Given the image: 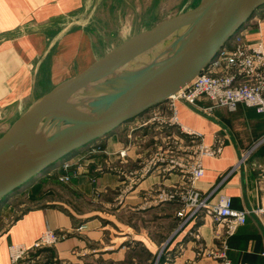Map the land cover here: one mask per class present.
<instances>
[{
  "label": "crops",
  "instance_id": "obj_1",
  "mask_svg": "<svg viewBox=\"0 0 264 264\" xmlns=\"http://www.w3.org/2000/svg\"><path fill=\"white\" fill-rule=\"evenodd\" d=\"M87 9V0H0V142L49 92L130 38L107 48L98 46V31L81 23L88 22L83 21ZM240 33L247 43L264 44V6ZM210 105L206 97L196 102L199 108ZM176 109L180 124L201 134L204 146L221 149L203 158L205 174L196 185L204 196L217 202L225 194L235 210L263 207L264 144H255L264 136V116L244 104L235 111L216 108L211 115L181 101ZM152 110L73 153L68 186L54 181L58 174H67L63 160L11 196L0 212V264L11 263V245L33 246L47 230L67 237L41 251L45 264H159L162 256L161 264H216L213 258L197 257L196 236L205 240L209 252L215 245L213 229L197 219H179L177 204L157 200L158 190L184 181L182 173L156 169L125 189L123 178L108 169L119 164L123 150L129 169L139 168L144 156L148 162L147 148L141 149L138 141L155 133L152 126L143 127ZM99 145L103 151L92 154ZM16 201L22 210L9 217ZM228 257L233 264H264V226L254 213L230 238Z\"/></svg>",
  "mask_w": 264,
  "mask_h": 264
},
{
  "label": "water",
  "instance_id": "obj_2",
  "mask_svg": "<svg viewBox=\"0 0 264 264\" xmlns=\"http://www.w3.org/2000/svg\"><path fill=\"white\" fill-rule=\"evenodd\" d=\"M263 6L264 0H201L59 85L43 98L59 94L49 112L0 142V202L76 151L166 104L207 72Z\"/></svg>",
  "mask_w": 264,
  "mask_h": 264
},
{
  "label": "built area",
  "instance_id": "obj_3",
  "mask_svg": "<svg viewBox=\"0 0 264 264\" xmlns=\"http://www.w3.org/2000/svg\"><path fill=\"white\" fill-rule=\"evenodd\" d=\"M201 97H206L211 105L197 107L196 102ZM178 101L204 115H211L216 108L235 111L240 104H244L264 116V44L247 43L238 32L214 58L207 72L201 73L166 104L154 108L149 118L143 121V127L152 126L154 135L162 139L156 141L157 152L148 156V162L143 158V164L137 169H109L123 178L125 189L132 188L135 182L151 175L156 169H164L169 174L176 171L182 173L184 181L169 189L158 190L157 200L176 203L179 219L185 222L197 219L202 226L213 229L215 245L209 252L205 240L196 236L197 257L213 258L216 264H233L228 257L230 238L246 224L251 213L258 216L264 226V206L253 211H241L232 208L231 198L225 194H221L217 202L210 201V196H204L196 185L205 174L203 158L207 155L216 156L221 149L204 146L201 134L187 130L180 124L176 117ZM263 144L264 136L256 142L255 148ZM126 154L125 150L118 154V166L124 167L126 162L128 164V158L124 159ZM248 154L244 155L243 160ZM71 166L72 163L68 162L62 165V169L67 172L61 176L62 182L71 181ZM66 237V234L47 230L33 246L13 244L9 247L10 264H45L41 251L55 246ZM195 262L190 260L187 264Z\"/></svg>",
  "mask_w": 264,
  "mask_h": 264
},
{
  "label": "rangeland",
  "instance_id": "obj_4",
  "mask_svg": "<svg viewBox=\"0 0 264 264\" xmlns=\"http://www.w3.org/2000/svg\"><path fill=\"white\" fill-rule=\"evenodd\" d=\"M198 1L199 0H87L88 9H87V14L83 15V21L87 20L88 22H81V23L84 26H86V28L88 29H92L94 27V29L98 31L96 36L98 37L100 36V42L98 43V46L101 43L103 47L107 48L109 46H114L119 44V42L123 41L127 37H131L134 34L152 28L153 26L157 25L159 21L161 22L167 19L168 17H171L173 15L186 11L191 7H194L198 3ZM57 95L58 93L51 96L47 100L46 99L43 100L42 98V100H40L37 103V105H35L31 109L32 112L30 114L28 113L29 115L28 114L25 115L26 117L24 118L23 120L24 122L22 123V125L23 126L25 125V127H27L31 123L38 120L39 119L38 117H41L47 112H49L57 101V97H56ZM22 125L18 124V122L13 124V126L6 132L2 140H4L7 137H10L11 135L21 133V131L23 130ZM154 134L155 133L148 134V138L143 137V139H141L140 137L138 141L141 142L142 145L141 149H143L144 147L147 148L146 156L155 154L157 152V149L155 147L156 141L159 142L162 141V139H160L159 136ZM143 144L145 145L143 146ZM102 151L103 150H100V145L97 148L93 147L91 150L92 154L101 153ZM127 158L129 157L126 154V157L124 159ZM143 158H145V156ZM65 160L70 163L73 162L71 159L69 160V158ZM141 163L143 162H140L139 164ZM124 164L125 167L118 166L119 164L118 165L115 164L109 166L108 169H115V170L119 168H123L125 170L129 169L130 166L128 167L127 162ZM82 169L83 168H79V170ZM51 172L55 173L56 170ZM77 174L78 172L76 173V175ZM62 175L64 174H58L56 178L60 179ZM50 185L51 184H49V186ZM47 186L48 183L45 184L43 188H46ZM54 186L56 185L54 184ZM61 190L63 191L64 189ZM63 192L67 197L72 198V194H70V192H68L67 190ZM10 198L8 200H10ZM56 199L59 201H63L61 203L64 204L67 203L63 199L62 200L59 198ZM4 202L6 206L7 199L1 200L0 212L3 208ZM20 203H21L20 201H16L15 203H13L15 204L14 206L11 205V208L9 209L11 215H9V217L16 216L17 213L22 210V208H20L19 206ZM22 203H26V201L23 199ZM143 225H144V221H143Z\"/></svg>",
  "mask_w": 264,
  "mask_h": 264
},
{
  "label": "trees",
  "instance_id": "obj_5",
  "mask_svg": "<svg viewBox=\"0 0 264 264\" xmlns=\"http://www.w3.org/2000/svg\"><path fill=\"white\" fill-rule=\"evenodd\" d=\"M119 165H120V161H119ZM124 167H125V165H124ZM53 174H56V172L55 173H53ZM50 175H52V174H50ZM56 179V178H55ZM54 179V181H56V183H59V184H61V185H63V186H68L69 184H70V182H68V183H65V182H62L60 179H56L55 180ZM8 203V202H7ZM171 203H173V202H171ZM174 204H176V203H174ZM21 212V211H20ZM164 252V251H163ZM164 255V254H163ZM162 258H163V256H162ZM162 258H161V260H160V262H159V264H161V262H162Z\"/></svg>",
  "mask_w": 264,
  "mask_h": 264
},
{
  "label": "bare ground",
  "instance_id": "obj_6",
  "mask_svg": "<svg viewBox=\"0 0 264 264\" xmlns=\"http://www.w3.org/2000/svg\"><path fill=\"white\" fill-rule=\"evenodd\" d=\"M240 31H241V30H240ZM240 31H239V32H240ZM71 156H72V155H70L68 158H70ZM68 158H65V159H68ZM65 159H63L64 161L61 160V161H63L62 165H63L65 162H68V161H66ZM61 161H60V162H61ZM68 163H70V162H68ZM55 170H56V169H55ZM55 170H52V171H55ZM44 173H46V171H45ZM44 173H43V174H44ZM13 194H14V193H13ZM13 194H12V195H13ZM12 195H11V196H12ZM11 196H10V197H11ZM10 197H9V198H10ZM9 198H8V199H9Z\"/></svg>",
  "mask_w": 264,
  "mask_h": 264
}]
</instances>
